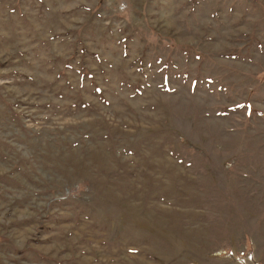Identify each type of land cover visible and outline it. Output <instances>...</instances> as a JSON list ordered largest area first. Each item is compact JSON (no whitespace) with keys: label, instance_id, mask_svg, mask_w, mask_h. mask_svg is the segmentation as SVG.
Masks as SVG:
<instances>
[{"label":"rangeland","instance_id":"rangeland-1","mask_svg":"<svg viewBox=\"0 0 264 264\" xmlns=\"http://www.w3.org/2000/svg\"><path fill=\"white\" fill-rule=\"evenodd\" d=\"M0 264H264V0H0Z\"/></svg>","mask_w":264,"mask_h":264}]
</instances>
